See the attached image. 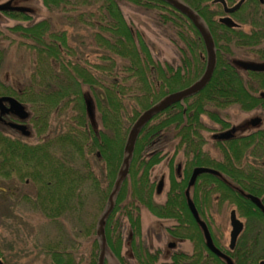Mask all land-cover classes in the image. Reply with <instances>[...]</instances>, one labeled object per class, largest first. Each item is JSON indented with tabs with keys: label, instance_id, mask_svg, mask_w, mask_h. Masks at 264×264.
Instances as JSON below:
<instances>
[{
	"label": "trees",
	"instance_id": "1",
	"mask_svg": "<svg viewBox=\"0 0 264 264\" xmlns=\"http://www.w3.org/2000/svg\"><path fill=\"white\" fill-rule=\"evenodd\" d=\"M42 1L49 10L60 5L76 9L79 4L89 8L79 17L87 13L91 18L86 23L88 45L96 49V59L90 61V55L79 50L86 41L80 38L72 44L68 30L55 27L52 18L35 21L25 8L2 9L15 24L6 32L0 30V40L17 42L35 58L21 90L0 79V99H14L23 107L25 134L33 132L37 140L10 135L0 123V177L31 181L36 194L24 198L31 211L61 231L60 219L71 224L72 232L62 231L56 240L37 245L49 264H75L76 237L89 239L88 264H108L105 249L119 264H228L227 259L233 264H264V213L248 197L264 205V127L228 140L213 139L217 154L212 155L204 135L209 129L201 119L205 115L224 130L230 124L225 110L231 106L264 113V71L247 70L234 59L236 49L244 48L264 63V2L247 0L241 5L237 15L249 18L251 28L243 32L217 22L215 16L222 12L218 0ZM124 3L154 11L173 31L178 64L154 57L142 32L125 18ZM204 35L214 54L210 78L197 91L156 110L168 95L191 87L204 74ZM148 110L150 117L132 140V129ZM54 112H65V130L42 140ZM165 133L170 134L174 152L168 159L165 199L156 202L150 171L163 159L162 149L154 144ZM179 152L180 177L174 163ZM88 155L103 163L104 180L95 174ZM195 167L214 170L196 177L189 198L222 255L209 249L188 207L185 191ZM86 187L93 197L88 209ZM213 200L234 205L246 219L232 250L224 248L211 229L207 212ZM141 207L159 219L172 220L164 230L172 239L189 241L192 250L174 251L168 261H160V251H151L141 238ZM126 227L129 258L122 253Z\"/></svg>",
	"mask_w": 264,
	"mask_h": 264
},
{
	"label": "rangeland",
	"instance_id": "2",
	"mask_svg": "<svg viewBox=\"0 0 264 264\" xmlns=\"http://www.w3.org/2000/svg\"><path fill=\"white\" fill-rule=\"evenodd\" d=\"M1 3L2 5L10 7L27 9L32 14L35 21L43 18H52L55 27L60 26L62 29L65 28L68 30L70 34L69 39L72 44L79 42L80 38L84 39L86 44H80L79 50H84L86 54H89L90 61L96 59L94 56L96 49H94L92 45H88L91 43L90 37L87 36L90 27L86 23L91 21V18L87 13L79 17V14L83 11L88 12L87 10L89 8H86L85 5L79 4L78 7H76L77 10L69 5L65 7L60 5L59 7L49 10L42 0H0V4ZM97 5L98 4H94V6ZM121 8L127 21L130 22L134 28L142 32L149 49L156 59L159 61H167L175 65L179 63V54L173 42V40H178V38L169 27L158 21V17L154 11L146 10L129 3L122 4ZM14 24V20L7 19L0 14V30L6 32L7 28ZM249 27L242 26V29L248 32L251 30ZM0 51L2 52L0 58V79L21 90L23 86L28 83L29 75L33 70L35 54L30 49L19 45L17 42L4 39L0 40ZM234 59L240 62L261 63L253 52L247 51L244 48L236 49ZM2 101L3 100H0V114L6 112ZM4 101L9 103L8 110H12L13 114L17 112L20 117L26 116L24 109L22 111L13 100L5 99ZM225 112L228 115L230 125L236 128L238 127V134H246L253 131L255 128L264 127V113L262 115H257V111L255 110L242 111L237 106H231L226 109ZM255 117H259L261 121L258 125L250 127L248 122ZM201 119L209 129L204 132L207 139L206 149L212 155H216L217 151L213 144L212 133L215 129H218L219 125L205 115H203ZM66 121L65 112L52 113L49 129L47 133L44 134L47 136L44 137L43 135L41 137L42 140L49 139L63 132L65 130ZM18 126L21 130L26 127L25 124H18ZM6 130L10 131L8 128H6ZM23 133L25 136L27 135L25 137L26 140L34 142L37 140L33 134L31 136L25 134V129ZM169 135L170 134L166 133L162 134L160 139L155 141L154 144L158 149L161 148L164 153L163 159L150 171V179L155 181V186L161 178L164 180L161 193L154 195V200L156 202L164 201L165 193L169 185L168 159L174 152L172 141H168ZM153 150L155 149H152V151ZM60 157H62V155H60ZM88 157L90 158L95 174L100 180H104V173L102 170L104 166L101 160L96 155H88ZM182 159L183 156L180 152L175 154V165ZM253 162H257V160L254 159ZM85 192H87L89 196V201L86 205L88 209V205L93 202V197L89 188L86 187ZM11 193L14 195L12 196ZM35 193L33 183L29 180L21 182L14 179V177L10 179H3L0 177V254L8 264H49L50 260L39 252L40 250L37 248V245L49 240H56V237L62 231H73L71 224L67 223L66 219H60L62 225L61 231L60 226L51 223L43 217L41 213L32 212L29 208V204L22 196L26 195L29 198H34ZM232 209H235L234 205L228 203L219 205L218 200H213L211 208L207 212L211 229L224 248H228L229 244V233L231 230L229 214ZM237 215L240 220L245 223L246 219L240 216L238 212ZM140 218L141 238L149 246L151 251H160V261H168L171 253L174 251L181 250L190 252L192 250V245L189 241H180L168 236L164 228L173 224L172 220L159 219L144 207L140 208ZM85 222L88 223L87 220H85ZM124 222L126 223V220H124ZM80 229L82 228L78 227V230ZM76 239L78 240L79 250L75 254V264H88L91 249L88 241L89 239L77 237ZM122 253L129 258L127 227L124 231ZM105 255L108 264H119L108 249H105Z\"/></svg>",
	"mask_w": 264,
	"mask_h": 264
},
{
	"label": "water",
	"instance_id": "3",
	"mask_svg": "<svg viewBox=\"0 0 264 264\" xmlns=\"http://www.w3.org/2000/svg\"><path fill=\"white\" fill-rule=\"evenodd\" d=\"M218 1L222 2V4H224V9L226 12H233L234 10H236L240 6V4L242 2V0H241L234 7L227 8L224 0H218ZM178 7H180V6L178 5ZM220 21L223 22L228 27L237 26V23L234 20H232L230 17H222V18H220ZM204 40H205L207 50H208V61H207V66H206L205 72L202 75V77L195 84H193L191 87H189L183 91L175 92V93L168 95L166 97V99L158 105L156 110L164 109L166 106H168L173 101L178 100V99H180L186 95H189V94L197 91L202 86H204L205 83L208 81V79L210 78V75L212 73V69H213V65H214V54H213V50H212L211 40L209 39V37L204 36ZM240 65L247 70L264 71V63L240 62ZM10 100H13L14 103L23 111V107L20 104H18L14 99H10ZM151 113H152V111L148 110L140 117V119L136 123L135 127L132 129V132H131L132 140L135 137V134L137 132L138 127L141 124H143L150 117ZM260 121H261V119L259 117H255L251 120V124L253 126H256L260 123ZM233 135H234V128L218 134L217 138L218 139H229ZM200 173H214V170L207 168V167H195L193 169L192 174H191L190 179H189V182H188V187L185 191L186 195H187V199H188L187 200L188 207H189L191 213L193 214V216L195 217V219L201 224L202 230H203V233H204V236L206 239V243H207V246L209 247V249L217 255H222V253L218 250V248L213 244L211 235L209 233V230H208L206 224L199 219L196 208H195L193 202L191 201V199L189 198V187L194 183L196 177ZM162 188H163V179H161L157 184V188H156L157 193L161 192ZM248 197L264 213V206L261 203V201L253 195H248ZM229 220H230L231 230L229 233L228 247L230 250H232L235 247L238 236L240 235V233L243 230L244 224H243V221L240 220V218L238 217L235 209H232L230 211ZM227 262H228V264H233L229 259H227ZM0 264H4V262H2L0 260Z\"/></svg>",
	"mask_w": 264,
	"mask_h": 264
},
{
	"label": "flooded vegetation",
	"instance_id": "4",
	"mask_svg": "<svg viewBox=\"0 0 264 264\" xmlns=\"http://www.w3.org/2000/svg\"><path fill=\"white\" fill-rule=\"evenodd\" d=\"M225 1V4H226V7L227 8H232V7H234L238 2H240L241 0H234V2H229L228 0H224ZM247 0H242V2H241V4H240V6L236 9V10H234L233 12H226L225 11V9H224V4H222V2H220V1H217V3H219L220 5H221V13L220 14H216V16H215V18H216V20H217V22H219V23H221V24H223V25H225L223 22H221L220 21V18H222V17H230L232 20H234L236 23H237V26H235V27H230V28H232V29H239V30H242L243 32H245L244 31V29H242V26L243 27H245V26H250L249 25V23H250V21H249V18L248 19H242L241 17H240V15H237L238 14V10H239V8L241 7V5L243 4V3H245ZM260 2L261 3H263L264 2V0H260ZM252 4H250L249 5V7H248V11L249 12H252V10H253V8H252ZM4 8H14V7H10V6H7V5H2V3L0 4V14L2 15V16H4L3 14H2V9H4ZM6 18V17H5ZM7 19H9V18H7ZM250 28V27H249ZM204 36H207V35H204ZM204 38V37H203ZM12 86V85H11ZM14 89H17V91H19V89L18 88H16L15 86H14ZM6 98H2V99H0V100H3L2 102H3V104H4V106H5V109H6V112L5 113H2V114H0V123L3 125V127H7L8 129H10V131H8V130H6V128H4L5 129V132H7V133H9L10 135H13V136H20V135H23L24 136V129L23 130H21V129H19L18 127H16L18 124H26L24 121H22V120H20V116L17 114V112H14V114H13V112H12V110L11 111H9L8 110V108H9V103L7 102V101H4ZM22 119V118H21ZM252 120V119H251ZM251 120L248 122V125L250 126V127H253V125L251 124ZM10 124H13V126H11ZM15 124V125H14ZM27 125V124H26ZM232 128H234V135L233 136H236V135H241V134H238L237 133V130H238V127L236 128V127H234L233 125L231 126L230 124H229V127L228 128H226V129H224V130H221L220 129V126L218 127V129H215L214 130V132L212 133V137H213V139H218L217 138V135L218 134H220V133H222V132H225V131H227V130H230V129H232ZM33 134V136H35L34 135V133L33 132H31L30 133V136ZM243 134V133H242ZM45 136H47V135H44V137ZM232 136V137H233ZM25 137V136H24ZM232 137H230V138H232ZM229 138V139H230ZM45 140V139H44ZM219 140H228V139H219ZM30 142H34V141H30ZM194 169V168H193ZM193 169H192V171H193ZM180 171H181V164H179V163H177L176 164V171H175V173H176V175L177 176H181V173H180ZM192 171H191V173H190V176H191V174H192ZM190 176H189V179H190ZM14 179H16V178H14ZM161 179H163V178H161ZM160 179V180H161ZM18 180V179H17ZM159 180V181H160ZM19 181V180H18ZM164 181V180H163ZM158 184V183H157ZM157 184H156V186H155V194H158L157 193V191H156V188H157ZM164 184V183H163ZM163 189V188H162ZM162 191V190H161ZM36 192V191H35ZM159 193H161V192H159ZM36 194V193H35ZM185 194H186V192H185ZM11 195L13 196L14 194L13 193H11ZM27 196L26 195H23L22 196V198L24 199V198H26ZM25 200V199H24ZM264 206V205H263ZM241 235V234H240ZM0 260L2 261V262H4V264H7L5 261H4V259L2 258V256H1V254H0Z\"/></svg>",
	"mask_w": 264,
	"mask_h": 264
}]
</instances>
